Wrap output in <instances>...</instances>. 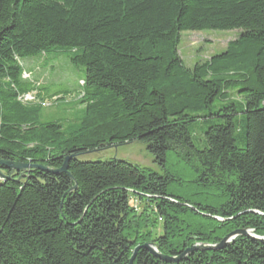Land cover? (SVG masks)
<instances>
[{
	"label": "trees",
	"instance_id": "1",
	"mask_svg": "<svg viewBox=\"0 0 264 264\" xmlns=\"http://www.w3.org/2000/svg\"><path fill=\"white\" fill-rule=\"evenodd\" d=\"M203 31L239 36L188 68L181 35ZM53 51L85 68L69 136L20 100L39 92L22 60ZM135 142L162 173L80 159ZM170 154L193 180L167 170ZM0 162L32 167L0 165V264H264V242L242 235L180 263L144 247L176 259L242 230L264 238V0H0Z\"/></svg>",
	"mask_w": 264,
	"mask_h": 264
},
{
	"label": "rangeland",
	"instance_id": "2",
	"mask_svg": "<svg viewBox=\"0 0 264 264\" xmlns=\"http://www.w3.org/2000/svg\"><path fill=\"white\" fill-rule=\"evenodd\" d=\"M238 36L239 32L236 31L183 32L178 48L179 54L185 65L193 68L198 62L209 60L225 52L228 44L236 40ZM21 64L24 67L23 78L38 84L40 94L35 92L23 96L20 99L21 102L39 108L42 124H59L67 136L75 132L85 117L86 106L82 104L85 68L74 66L65 51H53L25 58ZM243 122L242 116L236 117L235 124L238 130L236 137L238 146L241 148L244 136ZM208 126L207 122L196 123L195 135H200ZM80 159L82 161L122 159L161 172L160 167L155 165L153 156L147 150L146 145L139 142L87 154ZM167 170L181 177L185 182L194 179L192 166L174 154L168 157ZM179 190L182 191V189ZM191 191L192 188H185L183 195L188 197ZM189 199L193 203L197 200Z\"/></svg>",
	"mask_w": 264,
	"mask_h": 264
},
{
	"label": "water",
	"instance_id": "3",
	"mask_svg": "<svg viewBox=\"0 0 264 264\" xmlns=\"http://www.w3.org/2000/svg\"><path fill=\"white\" fill-rule=\"evenodd\" d=\"M0 165H5L8 168H14V169H16L18 171H23V170H27V169L32 168L29 165H16V164H7V163H2V162H0ZM60 172L61 173H66L67 172V163L60 170ZM241 235L242 236H246V237H248V238H250V239H252L254 241L264 242V238L255 235L253 233V231H251V230H249V231L248 230H242V231L234 232L231 235H229L226 239H224L222 241V243L220 245H217V246L206 245V244L205 245H198V246L193 247L192 249L186 250L184 255H182L181 257L176 258V259L175 258H168V257H164V256L160 255L158 253L157 249L153 245H145L144 247L150 253H152L154 256H156L157 258L161 259L164 262H167V263H180L187 257V255H189L192 252L203 251V250L204 251H212V250H219V249L225 248L228 244H230L232 241H234V239L237 236H241ZM139 249H140V247H138L135 250V255L139 251ZM133 261H134V257L132 258L130 264H133Z\"/></svg>",
	"mask_w": 264,
	"mask_h": 264
}]
</instances>
